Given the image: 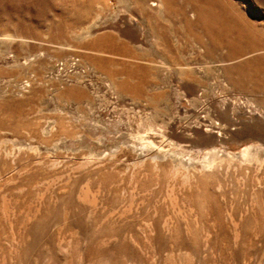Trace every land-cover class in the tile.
I'll list each match as a JSON object with an SVG mask.
<instances>
[{
	"label": "rangeland",
	"instance_id": "374dc122",
	"mask_svg": "<svg viewBox=\"0 0 264 264\" xmlns=\"http://www.w3.org/2000/svg\"><path fill=\"white\" fill-rule=\"evenodd\" d=\"M0 264H264V0H0Z\"/></svg>",
	"mask_w": 264,
	"mask_h": 264
},
{
	"label": "bare ground",
	"instance_id": "6f19581e",
	"mask_svg": "<svg viewBox=\"0 0 264 264\" xmlns=\"http://www.w3.org/2000/svg\"><path fill=\"white\" fill-rule=\"evenodd\" d=\"M152 5L153 6H156V7H159V5H158V3H152ZM161 7V6H160ZM130 23H135V24H137L133 19H130V21H129ZM129 25V24H128ZM141 30H142V32H144L143 31V29L141 28ZM179 65V64H178ZM182 67V66H181ZM181 69V68H180ZM184 69V68H183ZM189 69V68H188ZM168 70V69H167ZM187 71V70H186ZM180 72V71H179ZM109 79V78H108ZM114 86V85H113ZM180 94V93H179ZM178 99H180V96H179V98ZM226 101V100H225ZM221 106V108H223V106H224V101H222V102H220L219 103ZM226 104V103H225ZM235 108L236 107H233L232 109H234L235 110ZM221 112V114H223L222 113V111H220ZM224 115V114H223ZM136 123V122H135ZM135 127V126H134ZM133 127V128H134ZM198 129V131L199 132H201V130L199 129V127H197ZM213 129V128H212ZM229 129V128H228ZM227 129V131H231V130H228ZM144 130V129H143ZM143 130H141V129H139V131H137V130H135V135L134 134H132V135H134V137L135 138H137L139 141H140V146H142V147H147V146H152V145H154L155 144V142H154V140H155V138L154 137H152L151 135H149L148 137H146V136H144L143 134H142V131ZM226 130V129H225ZM234 131H235V128L233 129ZM214 131V130H213ZM222 131V130H221ZM226 131V132H227ZM144 133L146 132L145 130L143 131ZM154 132V131H153ZM204 132V134H206L205 136L206 137H209L208 139H210L211 141H212V143L213 142H220V140H222L223 138H221V136H220V134H214V133H212L211 132V130L210 131H207V132H205V131H203ZM202 132V133H203ZM219 132H220V129H219ZM223 133V135H224V131H222ZM231 132H233V131H231ZM231 132H230V134H231ZM131 133V132H130ZM227 134V133H226ZM235 134V133H234ZM131 136V135H130ZM203 136V135H202ZM204 136V137H205ZM227 136V135H226ZM205 137V138H206ZM224 137V136H223ZM134 139V138H133ZM157 139V138H156ZM226 139V138H225ZM135 140V139H134ZM209 140V141H210ZM223 141V140H222ZM211 143V142H210ZM218 144H220V143H218ZM251 144V143H250ZM156 145V144H155ZM155 145H154V147H155ZM214 145V144H213ZM216 146V145H215ZM153 147V148H154ZM226 147V146H225ZM263 147V146H262ZM147 149V148H146ZM151 149V148H150ZM250 149H251V146H247V147H245L242 151H241V157L243 158V159H247L248 158V160H249V156L252 154V153H250ZM215 150V148L213 147V149H211L207 154H206V156L207 157H209V159H207L208 161H207V163L206 164H204V168H210V166H212L213 164H215V162H216V164L218 163V161H220V160H217L216 161V159H219V157H216V151H214ZM221 150V149H220ZM230 150V149H229ZM168 151V150H167ZM252 151V150H251ZM205 152V151H204ZM207 152V151H206ZM258 152V151H257ZM181 154V153H180ZM165 155V154H164ZM254 155V154H253ZM256 155V154H255ZM236 156V155H235ZM160 157V156H159ZM228 157V156H227ZM237 157V156H236ZM252 156H250V158H251ZM186 158V157H185ZM197 158V157H196ZM206 158V157H205ZM223 158V157H222ZM260 158V157H259ZM159 159V158H158ZM192 159V158H191ZM225 159V158H224ZM230 159V158H229ZM233 159V158H232ZM245 159V160H246ZM238 160V159H237ZM244 160V161H245ZM183 161V160H182ZM223 161V160H222ZM225 161V160H224ZM247 161V160H246ZM246 161H245V163H246ZM251 161H254V159L253 160H251ZM256 162H258V160L256 161ZM193 163V162H192ZM223 163H225V162H223ZM228 163V162H227ZM226 163V164H227ZM242 163V162H241ZM248 163V162H247ZM246 163V164H247ZM252 163V162H251ZM219 164V163H218ZM250 164V163H249ZM181 165V164H180ZM183 165V164H182ZM197 165V164H196ZM239 165V164H238ZM193 166V165H192ZM202 166V165H201ZM214 166V165H213ZM212 166V167H213ZM215 166H217V165H215ZM197 167V166H196ZM222 167H223V165H222ZM202 168V167H201ZM196 169V168H195ZM216 169V168H215ZM224 169V168H223ZM211 171V170H210ZM218 171V170H217ZM207 173V172H206ZM209 173V172H208ZM211 174V173H210ZM214 174V173H213ZM205 175H208V174H205ZM216 175V174H215ZM193 178V177H192Z\"/></svg>",
	"mask_w": 264,
	"mask_h": 264
}]
</instances>
